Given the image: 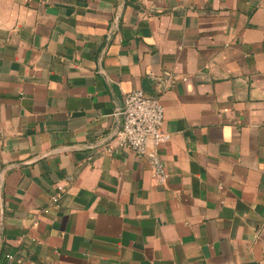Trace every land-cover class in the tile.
<instances>
[{
    "label": "crops",
    "instance_id": "0c3cea01",
    "mask_svg": "<svg viewBox=\"0 0 264 264\" xmlns=\"http://www.w3.org/2000/svg\"><path fill=\"white\" fill-rule=\"evenodd\" d=\"M140 88L166 178L119 147ZM264 264V0H0V264Z\"/></svg>",
    "mask_w": 264,
    "mask_h": 264
},
{
    "label": "built area",
    "instance_id": "2783aa9c",
    "mask_svg": "<svg viewBox=\"0 0 264 264\" xmlns=\"http://www.w3.org/2000/svg\"><path fill=\"white\" fill-rule=\"evenodd\" d=\"M118 114L121 126L115 135L117 145L146 158L153 174L160 181L164 180L167 174L159 148L169 135L161 129L162 104L156 97L147 96L140 88H135L124 94Z\"/></svg>",
    "mask_w": 264,
    "mask_h": 264
}]
</instances>
